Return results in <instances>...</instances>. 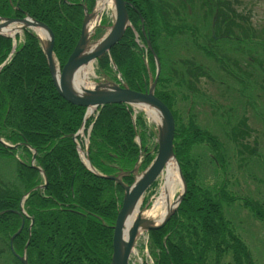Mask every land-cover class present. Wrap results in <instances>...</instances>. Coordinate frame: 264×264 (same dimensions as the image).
Masks as SVG:
<instances>
[{"label": "trees", "instance_id": "1", "mask_svg": "<svg viewBox=\"0 0 264 264\" xmlns=\"http://www.w3.org/2000/svg\"><path fill=\"white\" fill-rule=\"evenodd\" d=\"M126 1L131 26L108 53L97 59L96 74L144 91L156 69L154 56L145 47L146 40L150 41L160 62L154 94L174 116L173 150L186 183L182 200L167 222L148 231L152 264H252L246 243L223 212V203L236 198L226 189L223 143L215 133L196 124L188 110L186 121L179 123L172 108L174 92L170 86L180 87V74L172 67L174 62L162 55L167 48L161 43H166L164 36L175 29L168 22L170 13L175 15L173 4L170 0ZM94 4L95 0H0V16L22 17L28 13L47 24L54 33V54L62 66L79 38L83 5L92 10ZM217 7L212 8L217 28L231 35L235 10L224 2ZM102 24L92 39L103 34ZM192 35L196 42L195 31ZM11 51L12 60L2 64ZM203 51L211 55L207 48ZM219 52L214 51L213 59L224 57L222 64L225 56ZM181 65L186 75L202 71L190 59ZM186 78L183 83L191 93L196 86L193 79ZM236 80L247 81L240 77ZM85 110L58 93L41 42L30 29L24 30L22 41L16 37L15 47L11 37L0 34V163L12 161L14 166L13 179L4 180L0 172V256L9 253L16 264H22V255L28 264H110L113 226L123 187L106 176L121 175L122 183L131 184L140 151V170L154 157L156 146L149 143L154 132L141 112L132 119L133 109L126 103L98 107L84 121ZM82 124L85 132L89 127L87 157L99 174L89 170L79 156L74 134ZM237 127L239 131L229 137L241 146V153L249 149L244 141L248 126L241 119ZM77 140L83 147L79 135ZM196 144L207 148L206 156L218 172L212 185L204 184L200 165L192 154ZM242 203L264 221V201L245 198ZM22 222L11 251L10 237ZM228 256L231 262L226 261ZM142 264L151 263L143 259Z\"/></svg>", "mask_w": 264, "mask_h": 264}, {"label": "rangeland", "instance_id": "2", "mask_svg": "<svg viewBox=\"0 0 264 264\" xmlns=\"http://www.w3.org/2000/svg\"><path fill=\"white\" fill-rule=\"evenodd\" d=\"M170 1L175 15L171 12L168 22L175 29L171 35L164 36L163 41L166 43H161V47L167 48L162 55L168 56L170 63L174 62L172 67L180 74V87L170 86L174 92L171 95L172 108L178 114L179 123L186 121L188 110L196 124L215 133L223 143L225 154L221 159L223 170L226 168V189L236 197L230 203H223L224 216L246 243L252 264H264V221L254 217L242 203L245 198L264 201V0ZM222 2L231 5L235 10L231 19V35L217 28V17L213 24L212 8L218 9V3ZM113 12V1L102 9L106 25L113 21ZM98 21L96 18L95 23ZM234 25L238 28H234ZM192 29L195 31L196 42L193 41ZM193 43H198V46ZM203 48L210 50L211 55L203 51ZM214 51L223 53L224 64H221L224 57L220 61L213 59ZM188 59L200 66L202 71L196 75H186L187 70L181 63ZM94 66L96 74V61ZM186 77L193 79L196 86V90L193 89L191 93L184 84ZM238 77L247 81L238 82ZM92 78L95 82H103V77L97 74ZM138 110L144 116L147 126L154 132L152 142H156L157 122L151 120L142 109ZM241 119L248 126V135L244 141L249 149L240 153L238 149L241 146L235 144L229 135L239 131L237 125L240 126ZM193 150L195 154H192L200 165L204 184H214L218 172L206 156L209 154L207 148L196 144ZM252 150L254 154H251ZM13 171L12 161L0 163L1 177L4 180L13 179ZM160 178L145 193L141 209L151 203V197L158 190ZM146 238L145 230L137 234L130 264H141L148 257ZM226 261L231 262V257L228 256ZM0 264L16 263L9 253H4L0 256Z\"/></svg>", "mask_w": 264, "mask_h": 264}, {"label": "water", "instance_id": "3", "mask_svg": "<svg viewBox=\"0 0 264 264\" xmlns=\"http://www.w3.org/2000/svg\"><path fill=\"white\" fill-rule=\"evenodd\" d=\"M113 2H114V10H115L114 22L111 24L108 31L103 34L98 44L88 52L85 51L87 47V43L89 41L86 33V23L93 15V12H88L86 7L84 8L85 15H84L79 39L77 40L66 62L62 66L58 80L54 78V74H53L54 68H53L52 58H53L54 35L51 29L47 25H44L31 17H26L21 20L0 17V20L4 19L6 20L7 23L10 24L25 22L28 23L29 25L31 24L38 25L41 27H45L47 29L49 33V41L45 46L42 44L43 50L45 52L50 73L54 81V84L58 90V93L68 102L72 104L84 106L87 108L90 107L95 108L109 103H129L137 107L140 104L155 108L156 110H158L159 114L161 115L162 118L161 126H159L157 123L156 154L153 160L149 163V165L143 170V172L140 173L138 176H136L134 182L130 185L122 183L120 176L111 175L107 177L121 184L124 190L122 203L117 212L115 223L113 226L112 254H111L110 264H128L131 249L138 234L139 227L142 226L143 229L146 231L154 230L162 227L170 218V216L172 215V213L175 211L176 207L182 200V197L186 191V183L182 176L179 164L175 158L174 150H173V140L175 135L174 117L168 106L154 94L155 82L160 72V66L158 59L156 58L154 49L152 48L149 40L146 41V46L155 56L156 71H155V79H152L150 77L149 80L150 83L144 89V91L133 90L128 86H126L125 84L119 85L110 81L98 82L94 85L93 88H86L83 89L81 92H75L74 89L72 88L71 79L75 69L81 64H84L90 60H95L104 53H107L124 34L125 28L129 22L128 12L126 7L128 2L125 0H113ZM214 21H215V17L213 19V23ZM142 31H143V26H142ZM0 33L3 32L0 31ZM171 157L175 159L178 167L179 175L183 180V189L181 191L177 206L158 224H144V219L141 218V216H138L132 223L131 227L127 230V234L124 237L123 235L124 220L128 212L135 205L138 199L142 198L144 192L156 180L157 176L165 167L166 162ZM89 166H91L90 163ZM91 169L93 170L92 166ZM132 171L137 172V167L135 166ZM32 222L33 220H31V223ZM22 226H23V222L20 228L10 237L9 244L12 251H13V239L19 233ZM19 259L22 262V264H28L27 259L24 255L19 256Z\"/></svg>", "mask_w": 264, "mask_h": 264}, {"label": "bare ground", "instance_id": "4", "mask_svg": "<svg viewBox=\"0 0 264 264\" xmlns=\"http://www.w3.org/2000/svg\"><path fill=\"white\" fill-rule=\"evenodd\" d=\"M111 4H112V0H98V7H100V8H103V7L111 5ZM26 17L33 18L28 13H24V15L22 17H9L8 16V17H4V18L20 19L21 20V19H24ZM33 19L37 20L38 22H40L44 25H47L44 22H42L36 18H33ZM82 23H83V21H82ZM31 25H29L28 23H25V22H20V23H16V24L11 23L10 24V23H7L6 20L2 19V20H0V31H2L3 33H0V34L11 37L13 39V46L15 47L16 37H18V40L22 41L24 30L30 29L38 37V39L42 40L43 45L45 46L47 44V42L49 41V33H48L47 29L45 27H41L38 25H33V24H31ZM95 26H96V24L94 22V19H92V18L90 20H88V22L86 23V33H87V37L89 39V41L87 43L86 50H85L86 52L93 49L101 39V38L92 39V35L94 34L93 32H94ZM51 31H52V29H51ZM52 33H53V31H52ZM80 33H81V31H80ZM53 35H54V33H53ZM90 35H91V37H90ZM90 40H92V42H90ZM54 42H55V37H54ZM13 56H14V53L12 51L7 53L5 56V60L2 62V64H4L5 62L9 63L12 60ZM97 59L90 60L84 64H81L80 66H78L75 69L73 76H72V79H71V85H72V88L74 89L75 92H81L83 89H86V88H93L94 85L96 83H98V82H95L92 78V76L93 77L96 76L95 71H94V67H95L94 62L96 61V65H97ZM52 63H53V68H54V71H53L54 78L56 80H58L60 73H61V68L64 64L61 66L58 59L56 58V56L54 54V46H53ZM118 79L121 80L120 77H118ZM101 81L109 82V81L105 80L104 78ZM116 84H119V83H116ZM119 85H123V84H119ZM126 104H129V103H126ZM129 105L133 109V114H132L133 120L135 119V114L137 112H139L138 109H142L151 120L156 121L158 123V125L161 126L162 118H161V115L159 114L158 110H156L155 108H153L151 106H147V105H140V104L138 107L135 105H131V104H129ZM98 107H101V106H98ZM98 107H95V108L85 107L86 110H85V115H84V121L89 116L93 115L95 110ZM144 121L146 123L145 119H144ZM146 125H147V123H146ZM84 128H85V126H84V124H82L81 127L78 129V131L74 134V139L77 143V150H78L80 158L82 159V161L84 162L86 167L89 170L96 172V174H99V172L96 171L95 168L91 165V163L87 157V144H88L89 127L87 128L85 135H84V132H85ZM77 135L80 136L83 147L80 145L79 141L77 140ZM136 137H139V135L136 134ZM88 161H89L90 165L92 166L93 170L91 169V166H89ZM141 161H142V154L140 151V154L138 156V160L134 165V167L135 166L137 167V172L132 171L135 174V178H136L138 173H142L143 170L149 165L148 164L143 170H140L139 165H140ZM118 176H120V178H121V175H118ZM106 177H108V176H106ZM159 177H161V178H160L158 190L151 197V203L146 208L141 209V203H142V199H143L145 193L151 187H153V184L156 182V180ZM135 178H134V180H135ZM156 180L147 188V190L144 192L142 198H139L138 201L135 203V205L128 212V214L124 220V230H123L124 237L127 234V230L131 227L132 223L134 222V220L138 216H141V218L144 219V224H158L177 206V204L179 202L181 191L183 189V180H182L181 176L179 175L178 167H177L176 161L173 157L168 159L165 167L160 172V174L157 176ZM127 185H130V184H127ZM123 192H124V190H123ZM20 213L23 216V212H20ZM143 230H144L143 227L140 226L138 229V234L142 233ZM146 232H147V238L146 239H147V243H148V231H146ZM147 243H145V248L147 250L148 257L145 259L149 263L152 264L153 261L149 255ZM133 247H134V244H133ZM133 247H132V249H133ZM132 249H131V252H132ZM130 256H131V253H130Z\"/></svg>", "mask_w": 264, "mask_h": 264}, {"label": "flooded vegetation", "instance_id": "5", "mask_svg": "<svg viewBox=\"0 0 264 264\" xmlns=\"http://www.w3.org/2000/svg\"><path fill=\"white\" fill-rule=\"evenodd\" d=\"M83 6H85V5H83ZM94 8V7H93ZM90 11V10H89Z\"/></svg>", "mask_w": 264, "mask_h": 264}]
</instances>
